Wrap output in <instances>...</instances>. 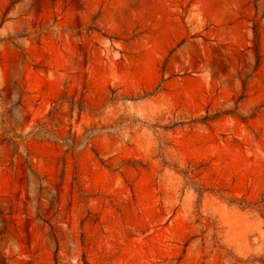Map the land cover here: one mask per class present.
I'll list each match as a JSON object with an SVG mask.
<instances>
[{
	"label": "rangeland",
	"instance_id": "374dc122",
	"mask_svg": "<svg viewBox=\"0 0 264 264\" xmlns=\"http://www.w3.org/2000/svg\"><path fill=\"white\" fill-rule=\"evenodd\" d=\"M0 264H264V0H0Z\"/></svg>",
	"mask_w": 264,
	"mask_h": 264
},
{
	"label": "trees",
	"instance_id": "16d2710c",
	"mask_svg": "<svg viewBox=\"0 0 264 264\" xmlns=\"http://www.w3.org/2000/svg\"><path fill=\"white\" fill-rule=\"evenodd\" d=\"M254 50H255L256 56L259 57V52H258V33H257L256 29H254Z\"/></svg>",
	"mask_w": 264,
	"mask_h": 264
}]
</instances>
